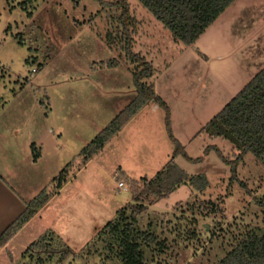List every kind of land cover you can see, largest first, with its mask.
I'll return each instance as SVG.
<instances>
[{
    "label": "rangeland",
    "instance_id": "374dc122",
    "mask_svg": "<svg viewBox=\"0 0 264 264\" xmlns=\"http://www.w3.org/2000/svg\"><path fill=\"white\" fill-rule=\"evenodd\" d=\"M115 1L128 7L127 31ZM127 33L132 54L153 67L146 81L170 109L173 137L200 158L177 155L176 164L209 182L204 193L182 185L139 217V229L151 226L165 243L144 244L148 259L216 264L240 231L264 230V163L248 152L234 173L215 150L205 153L217 146L233 159L232 143L199 133L264 66V0H236L192 45L175 42L137 0H0V155L29 192L42 184L50 190L68 171L47 209L0 248V264H101V247L86 246L132 203L125 177L152 178L174 155L165 110L153 102L92 158L82 154L136 96L133 73L141 66ZM207 200L218 201L219 211L204 209ZM43 224L57 226L73 251L65 262L24 254Z\"/></svg>",
    "mask_w": 264,
    "mask_h": 264
},
{
    "label": "trees",
    "instance_id": "16d2710c",
    "mask_svg": "<svg viewBox=\"0 0 264 264\" xmlns=\"http://www.w3.org/2000/svg\"><path fill=\"white\" fill-rule=\"evenodd\" d=\"M165 28L175 42L192 45L206 29L226 11L235 0H137ZM115 6L122 8V23L127 31L125 22L128 7L122 1H115ZM32 13H30L31 16ZM126 43L130 46L134 61L140 62V68L133 73L136 87L134 99L117 114L113 120L83 149L85 159L92 158L105 144L116 136L122 128L146 105L153 102L162 107L166 113V127L172 142L176 146L174 155L163 168L152 177L139 179L125 177L131 191L132 203L120 208L115 217L99 230L94 239L87 243V248L94 245L101 247V264H154L148 259L143 250L144 244L156 242L160 247L165 246L159 241L158 235L150 228L147 232L139 229V217L147 212L148 207L159 200L168 197L182 185H189L196 193H204L209 182L205 174L189 175L175 162L177 155L185 156L189 161L196 162L200 158L189 157L184 147L173 137L170 128V109L166 102L156 94L154 84L146 81L153 75V67L144 58L131 52V42L126 35ZM211 138L221 137L232 143L236 155L228 159L217 146L207 147L205 153L215 150L220 159L231 166L235 173L236 167L243 156L250 152L264 163V66L251 80L234 96L213 118L199 131ZM32 150L36 146L32 144ZM40 156L33 155L36 161ZM67 169L53 179V186L44 188L34 198L26 202L23 213L0 236V248L4 246L32 217H34L58 192L66 181ZM119 177V175H118ZM243 184V183H241ZM197 195V194H196ZM223 200V198H222ZM264 203V198L259 202ZM204 209L208 212L219 211V202L207 200ZM241 235L233 236L229 250L216 264H264V230L254 231L244 229ZM157 240V241H156ZM60 237L48 230L35 242L31 243L24 254L41 252L46 254V261L56 258L57 263L65 262L74 253L63 245ZM55 245L62 247L61 250Z\"/></svg>",
    "mask_w": 264,
    "mask_h": 264
},
{
    "label": "crops",
    "instance_id": "0c3cea01",
    "mask_svg": "<svg viewBox=\"0 0 264 264\" xmlns=\"http://www.w3.org/2000/svg\"><path fill=\"white\" fill-rule=\"evenodd\" d=\"M33 144L35 145V143ZM31 146L32 143L30 147ZM5 155L6 154L4 153L0 155V236L23 213L26 202L30 201L41 190L46 188L42 184L38 186L40 187V190L37 193L36 190L38 187L33 192H29V187L25 186L27 183H25L24 178L17 174L16 168H14V165L9 164L10 161L7 160ZM33 162L36 163L37 160H33ZM52 199L53 198H51L34 217H32L4 246H2L1 249L9 247L12 242L21 236L33 220H35L36 216L43 212V210L45 211L47 209L51 204ZM58 219H60V217ZM68 219H70V217H68ZM41 226V235L46 231L51 230L59 236L63 242H65L63 234L59 232L57 226H51V224H43Z\"/></svg>",
    "mask_w": 264,
    "mask_h": 264
},
{
    "label": "built area",
    "instance_id": "2783aa9c",
    "mask_svg": "<svg viewBox=\"0 0 264 264\" xmlns=\"http://www.w3.org/2000/svg\"><path fill=\"white\" fill-rule=\"evenodd\" d=\"M118 186H119V187H122V188L125 187L124 184H123L122 182H119Z\"/></svg>",
    "mask_w": 264,
    "mask_h": 264
}]
</instances>
